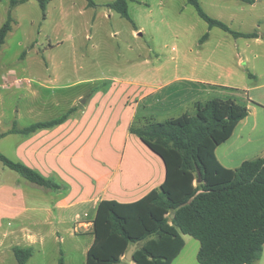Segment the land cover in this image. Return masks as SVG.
Returning a JSON list of instances; mask_svg holds the SVG:
<instances>
[{
  "label": "rangeland",
  "instance_id": "obj_1",
  "mask_svg": "<svg viewBox=\"0 0 264 264\" xmlns=\"http://www.w3.org/2000/svg\"><path fill=\"white\" fill-rule=\"evenodd\" d=\"M10 1L0 0V28L10 14L14 20L0 48V76L6 75L0 81V133L11 130L14 123L22 129L60 118L79 96L77 110H83L93 90L112 84L142 86L187 77L215 90L216 99L241 105L248 87L264 85V0L199 2L210 18L238 33H257L259 39L234 38L219 28L211 29L187 0L130 1V20L106 7L116 0H91L92 7L89 0H50L46 17L39 0L13 9ZM206 34L208 39L202 42ZM20 138L1 140L0 153L16 161ZM235 144L236 134L221 150L229 153ZM243 157L257 159L252 151ZM17 181L27 202L18 205L15 214L21 213L22 220L32 215L50 222L31 227L33 235L28 239L33 256L28 264H59L61 258L64 264H86L93 243V235L86 233L93 228L84 233L75 221H87L90 212L56 210L52 191L28 182L0 162V182ZM31 204L47 207L50 213L31 211ZM59 217L66 219L58 223ZM2 223L3 229L12 232L13 243L0 242V264H18L14 248L29 243L17 231L21 228L18 219ZM4 233L0 230V241ZM183 238L185 247L172 264H199V241L187 235ZM121 264L131 263L123 258Z\"/></svg>",
  "mask_w": 264,
  "mask_h": 264
},
{
  "label": "trees",
  "instance_id": "obj_2",
  "mask_svg": "<svg viewBox=\"0 0 264 264\" xmlns=\"http://www.w3.org/2000/svg\"><path fill=\"white\" fill-rule=\"evenodd\" d=\"M29 0H11L10 8ZM50 0H39L46 17ZM116 0L106 7L129 19L128 3ZM209 27L219 28L234 38H259L257 33L232 31L221 21L210 18L200 0H187ZM250 2V0H239ZM89 7L95 4L89 0ZM9 15L0 28V48L12 31ZM208 39V34L202 42ZM95 89L91 96L99 92ZM77 112L69 110L60 118L38 122L9 133L24 138L64 124ZM249 109L233 100L212 99L196 105L193 115L184 114L164 122L145 121L130 133L163 162L165 180L133 203L103 200L93 221L94 241L86 264H121L132 245L138 244L132 264H172L185 247L183 236L200 243L199 264H254L264 250V158L245 161L237 169L224 167L216 149L230 140ZM9 133L0 134V139ZM0 162L28 182L49 191H68V187L47 178L22 162L0 153ZM18 264H27L31 248H14ZM59 264H64L63 258Z\"/></svg>",
  "mask_w": 264,
  "mask_h": 264
},
{
  "label": "crops",
  "instance_id": "obj_3",
  "mask_svg": "<svg viewBox=\"0 0 264 264\" xmlns=\"http://www.w3.org/2000/svg\"><path fill=\"white\" fill-rule=\"evenodd\" d=\"M4 78L6 75H1L0 81ZM260 89H264V85L251 86L245 91L242 99L249 115L238 124L231 137L236 134L235 146L229 153L221 150L222 145L216 149L217 159L228 169L239 168L247 160L243 155L250 151L255 158H264V92H259ZM215 96V90L187 77L142 86H105L90 96L87 103H83L84 109L77 110L64 124L29 138L20 135L15 160L68 187L65 192L52 191V202L55 201V209L62 212L80 208L88 210L87 221H75L86 233L93 228L101 201L133 203L164 183L162 160L131 134L130 128L145 121L164 122L184 114L193 115L197 104L218 98ZM80 100L81 96L70 109L77 108ZM16 135L19 134L9 133L0 141ZM26 202L27 194H22L18 181L14 184L0 182V230L5 232L0 242L13 243L9 237L12 232L2 228L5 227L2 221L11 217L20 222L21 228L14 231L24 233L25 242L29 243L19 248L32 249V242L28 239L33 235L31 227L37 229L50 223L32 215L23 220L21 213L16 215V207ZM30 209L50 213L47 207L38 209L31 204ZM78 218L76 215L75 220ZM64 219L59 217L57 222L63 223ZM86 234L93 235L92 231ZM254 264H264V250L261 260Z\"/></svg>",
  "mask_w": 264,
  "mask_h": 264
},
{
  "label": "water",
  "instance_id": "obj_4",
  "mask_svg": "<svg viewBox=\"0 0 264 264\" xmlns=\"http://www.w3.org/2000/svg\"><path fill=\"white\" fill-rule=\"evenodd\" d=\"M137 248H138V244L132 245L130 247L129 251L127 252V254L125 256L126 261H128L130 263L133 262V255L136 252Z\"/></svg>",
  "mask_w": 264,
  "mask_h": 264
},
{
  "label": "built area",
  "instance_id": "obj_5",
  "mask_svg": "<svg viewBox=\"0 0 264 264\" xmlns=\"http://www.w3.org/2000/svg\"><path fill=\"white\" fill-rule=\"evenodd\" d=\"M15 82H17V83H21V80H15ZM15 82H14V83H15Z\"/></svg>",
  "mask_w": 264,
  "mask_h": 264
}]
</instances>
